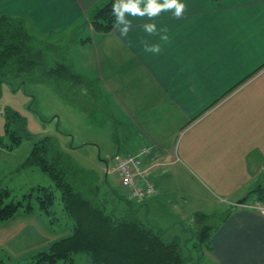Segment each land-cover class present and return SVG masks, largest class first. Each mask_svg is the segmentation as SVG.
Listing matches in <instances>:
<instances>
[{"label": "crops", "instance_id": "1", "mask_svg": "<svg viewBox=\"0 0 264 264\" xmlns=\"http://www.w3.org/2000/svg\"><path fill=\"white\" fill-rule=\"evenodd\" d=\"M108 1L0 0V15L18 17L30 33L52 42L66 31L83 32L73 33L76 46L69 54L80 73L99 81L121 125L129 132L133 127L137 144L123 155L152 148L145 160L159 192L144 201L146 206L166 191L160 170L172 151L174 158L180 153L165 143L189 129L195 128L183 153L206 165L205 173L251 169L253 176L243 183L225 187L232 207L222 211L229 215L197 262L264 264V214L251 207L253 199L238 204L256 188L247 185L264 174V0H183L188 8L182 19L165 12L154 21L170 36L158 55L140 45L141 38L160 42L141 27L150 22L146 17L129 16L132 29L124 38L114 28L106 33L93 29L89 13ZM195 211L188 214L208 212Z\"/></svg>", "mask_w": 264, "mask_h": 264}, {"label": "rangeland", "instance_id": "2", "mask_svg": "<svg viewBox=\"0 0 264 264\" xmlns=\"http://www.w3.org/2000/svg\"><path fill=\"white\" fill-rule=\"evenodd\" d=\"M73 33L78 35L83 32L66 31L60 35L62 38L57 42L64 43L67 47L72 46V49L67 48L68 54L69 50L72 51L76 46L73 45V41L76 40L77 35ZM70 41L71 45H68ZM112 109L113 106L111 107L109 101L90 103L86 100L80 105L73 104L52 83L19 80L0 82V186L11 190L8 201H21L24 205L30 202L33 206L31 212L25 211L22 206L12 219L0 224V242L2 240L6 242L0 243V264L30 262L34 254L48 248L53 242L73 234L75 221L64 210L61 192L55 187L54 181L38 165L26 164L37 140L45 137L55 139L76 166L95 172L103 182L107 181L114 188L127 192L119 187L116 173L107 172V164L111 166L110 160L117 153L131 152L128 146L137 142L133 127L129 132L127 126L121 125L117 112ZM9 110L17 111L26 119L27 129L31 135V138L24 137L20 144L15 146L12 137L6 131ZM117 125H119V138L116 132ZM194 130L195 128L189 129L175 141L165 143L169 148L177 146L180 153L174 158L172 151V156L166 159L167 165L160 170L162 178L165 179L166 191L159 183L158 176L155 177L163 191L159 196L150 199L147 217L151 224L159 223L164 227L174 225L171 227L173 228L171 234L179 233L182 234L183 239L191 238L192 243H198V238L188 229L193 216L188 213L192 210H202L216 215L217 219L223 218L225 214L222 211L232 207L230 201H227L228 192L225 187L243 183L245 178L253 174L251 169H244L243 173L241 171L232 173L226 169H217L216 174L205 173L207 169L203 167L206 165L199 163L197 157L191 158L189 157L192 156L191 154L183 153L184 146ZM106 173L109 174L105 180ZM150 173L151 169L149 175ZM151 175L150 180L153 181ZM257 179L259 181L247 186L252 185V189L264 183V174L257 175ZM42 186L51 188L54 193L52 214L49 215L40 209L37 198L40 193L37 188ZM104 186L107 188L106 185ZM245 194L241 198H244ZM251 200L252 197L247 201ZM19 230L27 232L17 237V233H14ZM6 233L8 236L14 235L2 239L1 236ZM191 246L193 244L188 248L191 249L194 258L190 264H198V256L201 261L200 256L203 251L201 249L205 246L192 247L193 249ZM74 259L75 264H90L91 255L80 252L74 254Z\"/></svg>", "mask_w": 264, "mask_h": 264}, {"label": "trees", "instance_id": "3", "mask_svg": "<svg viewBox=\"0 0 264 264\" xmlns=\"http://www.w3.org/2000/svg\"><path fill=\"white\" fill-rule=\"evenodd\" d=\"M113 3L109 0L89 13L88 23L95 31L113 29ZM67 48L33 35L16 16L0 15V82L52 83L76 105L86 100L107 101L99 81L75 68ZM6 131L13 146L24 137L31 138L26 119L14 110L8 111ZM116 132L119 138V125ZM26 164L38 165L51 177L61 192L64 210L75 224L73 234L53 242L25 264H75L74 254L80 252L91 255L90 264H190L194 255L188 246L206 247L229 215L217 219L214 214L195 213L188 229L199 242L192 243L182 234H171L173 228L149 223L144 202L101 181L95 172L76 166L53 138L37 140ZM37 189L40 209L52 214L53 190L44 186ZM10 196L11 190L0 186V224L12 219L22 206L28 212L33 209L30 202L8 201ZM249 197L264 204V183L249 191Z\"/></svg>", "mask_w": 264, "mask_h": 264}, {"label": "clouds", "instance_id": "4", "mask_svg": "<svg viewBox=\"0 0 264 264\" xmlns=\"http://www.w3.org/2000/svg\"><path fill=\"white\" fill-rule=\"evenodd\" d=\"M187 4L183 0H114L111 6V15L115 17L113 28L119 30L122 38L127 37L132 29L133 18H147L148 21L141 25L148 36L159 38V43H152L144 38L140 45L147 54L158 55L162 52V45L170 41L169 30L166 26L157 27L154 22L162 13L170 12L172 16L182 19L187 11Z\"/></svg>", "mask_w": 264, "mask_h": 264}, {"label": "built area", "instance_id": "5", "mask_svg": "<svg viewBox=\"0 0 264 264\" xmlns=\"http://www.w3.org/2000/svg\"><path fill=\"white\" fill-rule=\"evenodd\" d=\"M151 152L152 148L146 147L136 154H117L110 161L108 170L117 174L120 186L136 200L151 198L159 192L155 183L150 180V167L145 160ZM251 207L264 213V206L261 204Z\"/></svg>", "mask_w": 264, "mask_h": 264}, {"label": "water", "instance_id": "6", "mask_svg": "<svg viewBox=\"0 0 264 264\" xmlns=\"http://www.w3.org/2000/svg\"><path fill=\"white\" fill-rule=\"evenodd\" d=\"M245 201H246V197L240 199V200L238 201V204H243Z\"/></svg>", "mask_w": 264, "mask_h": 264}]
</instances>
